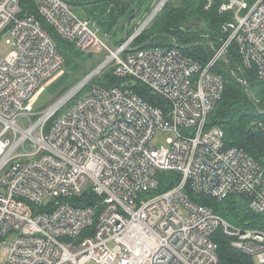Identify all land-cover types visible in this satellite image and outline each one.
I'll use <instances>...</instances> for the list:
<instances>
[{"label": "built area", "instance_id": "obj_1", "mask_svg": "<svg viewBox=\"0 0 264 264\" xmlns=\"http://www.w3.org/2000/svg\"><path fill=\"white\" fill-rule=\"evenodd\" d=\"M216 2L221 15L231 14L221 28L228 38L202 67L179 47H133L154 18L128 27L115 47L70 0H33L63 40L105 55L34 113L30 100L65 59L42 22L22 15L20 0H0V41L11 47L0 54V264H220L218 231L264 264V227L237 226L192 198L242 196L264 215V163L227 147L219 126L208 127L225 91L212 69L233 44L243 70L264 83V0H207L206 11ZM106 72L128 81L95 83ZM133 81L160 104L140 97ZM84 90L90 94L73 103ZM158 133L173 135L168 146L153 144ZM165 172L181 180L160 192ZM87 190L97 205L68 201Z\"/></svg>", "mask_w": 264, "mask_h": 264}, {"label": "trees", "instance_id": "obj_2", "mask_svg": "<svg viewBox=\"0 0 264 264\" xmlns=\"http://www.w3.org/2000/svg\"><path fill=\"white\" fill-rule=\"evenodd\" d=\"M90 1L79 0L82 4H89ZM109 1L113 3V8L110 10L111 17L105 21L109 28L113 27L116 19L117 22H121L134 14L135 11L145 10L148 13L152 11L151 4H148L146 0H126L128 3L117 0ZM20 3L23 8L22 15H34L42 22L43 27L48 30L65 59V75L48 87L53 96L59 99L99 66L105 55L95 51L78 50L74 44L58 36L38 15L33 0H20ZM70 3L74 6L72 1ZM220 3L216 2L212 9L206 11L207 0H169L136 39L133 47L146 45L155 35H158L148 47L163 49L179 47L186 56L198 62L202 67H206L214 56L215 49L221 45V40L228 38V34H223L221 28L231 14L221 15L219 12ZM146 4L148 6L143 8ZM90 17L86 19L95 21ZM123 25L125 27L123 35L120 31L101 34L103 36L111 34L115 47H118L125 41L128 27L132 26L135 29L139 26L134 25L133 21L129 25ZM130 33L129 31L128 34ZM176 41L177 46L175 45ZM192 45L195 46L190 47ZM227 61L236 77L230 72ZM212 70L225 79V91L215 111L209 117L208 127L219 126L225 132L227 147L244 150L256 162L264 163V83L258 80L255 71L243 70L236 44L230 47L227 59L219 60ZM104 78L105 85L108 87L121 85L128 81V79L114 76L111 72H106ZM240 80L255 96L260 110ZM133 89L151 104H160L150 96L149 90L143 85L136 84ZM252 123H255L256 126H253ZM160 178V192H164L180 182L181 175L175 172H165L160 174ZM187 191L189 192V189ZM192 198L201 205L213 208L217 214L237 226L264 227V215L253 212L249 207V202L242 196L231 195L223 200L207 196H192ZM98 199L92 191L87 190L79 198L68 201L76 207H85L97 205ZM214 239L218 244L220 264H256L251 256L233 249L230 246V239L221 231L216 233Z\"/></svg>", "mask_w": 264, "mask_h": 264}, {"label": "rangeland", "instance_id": "obj_3", "mask_svg": "<svg viewBox=\"0 0 264 264\" xmlns=\"http://www.w3.org/2000/svg\"><path fill=\"white\" fill-rule=\"evenodd\" d=\"M74 3V9L77 15H79L82 18H93L97 26L100 28V32L102 34L114 32L117 33L118 31L121 32V35L125 32L124 22L128 19V17L125 20H122L121 22H117V19L113 23V27L109 28V26L105 23L106 20H108L110 16V10L113 8V3H111L109 0H91L89 4H82L79 2V0H70ZM126 1V0H125ZM147 3L151 4L152 11L151 12H145V10L135 11L137 13L135 20H133L134 25H140L146 21V19L149 17V15L153 12L154 8L157 6V4L160 2V0H146ZM169 0H167L168 2ZM166 2V3H167ZM165 3V4H166ZM148 6L147 4L143 7L146 8ZM165 6V5H164ZM134 13V14H135ZM133 15V14H132ZM130 17V16H129ZM126 25V24H125ZM129 25V24H128ZM119 35V36H121ZM107 39L109 43H112L114 45V38L111 34L108 36ZM11 51V47L7 45L5 41H0V54L5 57L9 54ZM82 66V65H81ZM63 75H65V69L62 70L58 76L52 80V82L49 83L48 87L58 81ZM105 81L104 75L98 76L95 80V83H102ZM132 85H136V82H132ZM47 86L43 85L34 95V97L30 100V104L32 105L34 109V113H38L41 110H44L48 107H50L52 104H54L58 98L53 96V93L48 89ZM90 94V90H84L81 94H79L73 103L78 102L84 96ZM173 135L170 133H158L154 140L153 144L162 146L167 145L168 146V139L171 138ZM30 147L28 146V149ZM50 199L45 200V205H48L50 203ZM1 259H5L6 255L3 254ZM88 264H96L95 262L88 263Z\"/></svg>", "mask_w": 264, "mask_h": 264}, {"label": "water", "instance_id": "obj_4", "mask_svg": "<svg viewBox=\"0 0 264 264\" xmlns=\"http://www.w3.org/2000/svg\"><path fill=\"white\" fill-rule=\"evenodd\" d=\"M117 1H121V2H127V1H125V0H117ZM128 3V2H127ZM132 6H133V4H132ZM154 12H152V14H153ZM151 14V15H152ZM136 15H137V13H135V14H133V15H131L130 17H128V19L124 22V24H129L131 21H133V20H135V18H136ZM151 15H150V17H151ZM150 17H148L147 19H146V21L147 20H149L150 19ZM158 37V35H155L147 44H150L153 40H155V38H157ZM176 44H177V42H175ZM195 45H192V46H190V47H194ZM227 64H228V67H229V70H230V72L233 74V69L231 68V66H230V64H229V62L227 61ZM240 83H242L243 85H244V87H246V89H247V91L249 92V94L251 95V97H252V99L254 100V103L256 104V106H257V108L260 110L261 108H260V105H259V103H258V101L256 100V98H255V96L252 94V92L250 91V89L248 88V86L243 82V81H241L240 80Z\"/></svg>", "mask_w": 264, "mask_h": 264}, {"label": "bare ground", "instance_id": "obj_5", "mask_svg": "<svg viewBox=\"0 0 264 264\" xmlns=\"http://www.w3.org/2000/svg\"><path fill=\"white\" fill-rule=\"evenodd\" d=\"M167 2V0H162L161 3L159 4V6L157 7V9L155 10V12L151 15L150 19L155 18L157 16V14L160 12V10L164 7L165 3Z\"/></svg>", "mask_w": 264, "mask_h": 264}]
</instances>
